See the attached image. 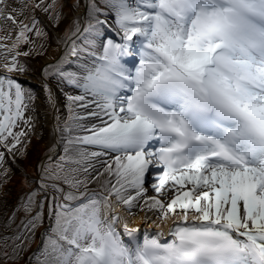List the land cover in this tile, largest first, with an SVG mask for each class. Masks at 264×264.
<instances>
[{"label":"snow or ice","instance_id":"6c2138e0","mask_svg":"<svg viewBox=\"0 0 264 264\" xmlns=\"http://www.w3.org/2000/svg\"><path fill=\"white\" fill-rule=\"evenodd\" d=\"M19 2L6 11L0 0V20L17 33L11 47L0 44L3 55L12 54L0 65L7 73L25 70L18 57L35 49L20 46L32 43L30 33L43 35L34 16L18 18L29 7ZM101 3L87 0V26L77 20L63 55L43 69L80 94L67 97L64 155L50 150L39 187L18 208L35 213L28 221L34 230L48 203L53 223L37 264H264V0ZM30 6L51 10L59 22L58 0ZM110 14L119 40L98 50ZM125 58L136 61L132 68ZM73 106L91 109L99 123L86 126ZM26 108L23 87L0 74V168L25 136L14 129L28 123ZM100 157L107 159L97 171L92 161ZM153 168L160 172L149 196ZM117 208L171 220L170 241L162 242L161 230L125 243L122 236L135 239L139 228Z\"/></svg>","mask_w":264,"mask_h":264},{"label":"rangeland","instance_id":"374dc122","mask_svg":"<svg viewBox=\"0 0 264 264\" xmlns=\"http://www.w3.org/2000/svg\"><path fill=\"white\" fill-rule=\"evenodd\" d=\"M34 2L35 0H24V3L28 4L29 7L25 8L24 14L18 17L21 20H25V22H29V20H31L33 16L39 18L40 23L38 24V27L42 30L43 33V35L39 38L30 33L29 36L32 43L21 45L19 48L20 52L35 49L34 51H30V54L28 56L21 55L25 60V63L27 64L25 72L7 73L2 67H0V74L10 76L12 79L18 82L23 87L26 94L27 108L24 111V120H27L28 123L25 124L22 120L19 122L18 127L14 129L15 132H25V136L21 138L19 147L14 149L12 153H6L5 164L3 168H0V174H2V172H5V170H7V172L10 173L11 176L13 173V176L10 179L11 182L9 181V185L14 186L17 191L23 196H25L30 191H34V186H36L37 188L39 187V180L41 175L40 161L44 156L50 153L51 149H56L57 146H55L51 139L55 132L59 134L61 141L60 145H58L59 150L57 151V153L53 154V157L58 158L60 155H64L63 149L66 143L67 133H62L61 129L63 128L65 122H68V118L70 115L68 110L67 97L68 95H78L80 93L79 90L75 87L69 86L66 83H61L54 77H46L43 73V69L48 64L56 63L59 60V51L65 43L66 34H70V32L75 29V22L77 20H80L81 18V11H85L87 9V0H58L56 11L59 12L60 19L59 22H57L53 18V15L50 14L51 10L50 12H44L40 9L31 8L30 5ZM51 2L52 0H47L45 4ZM97 3L100 5V7H104V5L101 3V0H97ZM7 5L8 7L6 11H10L12 8L19 9L23 7L19 0H7ZM100 19L104 20L105 17L102 15L100 16ZM114 19V15L112 14L107 17V21L111 26H103L102 34L98 39V43L100 44V46L103 43H106L107 39L109 38L115 39L111 35L112 32L114 33V36L119 39L116 34L117 27L115 25ZM84 26H87V22L83 24L82 27ZM13 30L15 29L13 28L11 22L0 20V37L9 35L11 36V32ZM11 40L12 38L0 40V44L11 47ZM2 53L3 49H0V65H3V62L5 61L8 62L11 59L12 55L11 53H9L7 56H5ZM73 67L75 66L73 65ZM73 107L75 109V112L79 113V115L83 117H86V119L83 120L82 123L86 126H90L92 124L90 120L93 117L88 116V111H90L91 109L76 108L75 106ZM53 119L55 121L54 125ZM72 134L84 135L86 133L74 131ZM0 151H4V149L0 148ZM106 159L107 157H100L97 160L92 161L97 171L103 170L101 167V163ZM47 162L48 161H46L45 163ZM91 174L93 176L96 175V171H92ZM4 176L5 175H0V178H3ZM15 177L18 179V182L16 184H12ZM2 181L5 182L4 180ZM89 187L96 188L98 187V185L90 183ZM38 199H44L42 193L40 197H38ZM116 210L118 212L123 211V209L121 208H118ZM125 212L128 213L127 211ZM48 213L49 208L46 201L43 220L38 224L39 226L44 223V227L34 229L38 236L41 235V231L43 230V228H47L49 226ZM102 215L106 216L105 211L102 212ZM28 216L29 214H26L24 212L21 215V221H19L20 219H16V222L10 223V225H8L7 227L12 228L19 226L20 228H25L26 225L28 226L29 224L27 221L24 222L22 220H26V217ZM108 216L110 215H107L106 217L108 218ZM125 216L128 217L129 214ZM152 217L153 220H149L147 222L148 224L156 221L158 225L161 224L162 226V223H164L165 221L157 219L156 214H153ZM117 230L119 231V229ZM152 231V236L157 234V230L152 229ZM12 234L18 235L20 233L17 232ZM141 241H143V238L141 239ZM33 248H35V246Z\"/></svg>","mask_w":264,"mask_h":264},{"label":"trees","instance_id":"16d2710c","mask_svg":"<svg viewBox=\"0 0 264 264\" xmlns=\"http://www.w3.org/2000/svg\"><path fill=\"white\" fill-rule=\"evenodd\" d=\"M46 1L47 0H45V2ZM35 18L40 23V19L37 17ZM16 34V32H13V34L11 35L12 43L14 42ZM18 60L25 66L26 70L27 64L25 63V60L22 58V56H19ZM25 70L22 72H25ZM19 146L20 145H18L17 147ZM6 176L0 178V264H24L26 261L32 264H37L36 256L39 254V250L42 247V243L45 239V234L43 235V239L40 240V236H38V234L31 228V225H28L25 228H20L19 226L12 228L7 227L8 225H10V223L16 222V219H20L19 221H21V215L24 213V211L22 209L18 210V208L20 207L21 200L23 198H26L27 194L32 191L28 192L25 196L21 195L14 186L9 185V181L12 178L13 173L11 176L10 173L7 172ZM2 180H4L5 182H3ZM17 182L18 179L15 177L12 184H16ZM33 189L36 190L37 187L34 186ZM34 214L35 213L33 212L31 215ZM31 215L26 217V220L22 221L28 222L31 218ZM42 227H44V223L37 226L35 229ZM45 231L47 234L49 232V229H44V232ZM17 232H19L20 234H12ZM16 237H19V239H16ZM38 243L39 247L36 249ZM34 246L35 248H33Z\"/></svg>","mask_w":264,"mask_h":264},{"label":"bare ground","instance_id":"6f19581e","mask_svg":"<svg viewBox=\"0 0 264 264\" xmlns=\"http://www.w3.org/2000/svg\"><path fill=\"white\" fill-rule=\"evenodd\" d=\"M86 16H87V9L84 11V10H82L81 11V18H80V22H81V26H83V24H85L86 22H87V19H86ZM108 26H109V23H108ZM65 47H66V44L64 43V45H63V47L60 49V51H59V56H58V59H60V57L63 55V53H64V51H65ZM57 51V50H56ZM57 59V60H58ZM90 122L92 123V124H94V123H99V121L96 119V118H92L91 120H90ZM50 123V122H49ZM55 124V121H54V119H53V125ZM52 142L55 144V146H57V145H60V141H61V139H60V136H59V134H57L56 132H55V134L52 136ZM39 182H40V180H39ZM95 184V183H94ZM96 185V184H95ZM147 195H149V196H151V195H156V193H147ZM142 203V202H141ZM118 209V208H117ZM121 209H123V208H121ZM105 211V215L107 216L108 214H107V210H104ZM126 210H124L123 209V211L122 212H119L120 213V215L121 216H123L124 217V219H125V221L129 224V227H137V228H139V231L140 232H142V234L145 236V235H147L148 234V232L150 231V229L151 228H153V229H155V230H162L164 233H165V235H164V237L167 235V232H168V229H169V226L171 225V223H172V221L171 220H165L164 221V223H162V226H161V224H157V222L156 221H153L152 223H150V224H148L147 222L149 221V220H153V217H152V215L153 214H155V213H153V212H145V211H140V210H138V209H134L133 210V212H134V214L133 215H129L128 217H126L125 215H127L128 213H126L125 212ZM145 216H147V222L145 223L144 222V220H143V218L145 217ZM110 218V216H108V219ZM116 226H118L117 227V229H119L120 230V228H121V230L123 231V229H122V226L121 225H116ZM143 226V227H142ZM158 227H161V228H158ZM142 230V231H141ZM121 231V232H122ZM139 233V232H138ZM137 236V235H136ZM125 237H128V238H130L131 240L133 239V237H130V236H126L125 235ZM123 239V238H122Z\"/></svg>","mask_w":264,"mask_h":264},{"label":"water","instance_id":"95a60500","mask_svg":"<svg viewBox=\"0 0 264 264\" xmlns=\"http://www.w3.org/2000/svg\"><path fill=\"white\" fill-rule=\"evenodd\" d=\"M58 150H59V147H58V145H57L56 150H55L56 152H54V153H57ZM54 153H51V154L53 155ZM49 154H50V153H49ZM49 154H48L47 156H45V157L42 159L40 166H41L42 164H44L46 161H48V156H49Z\"/></svg>","mask_w":264,"mask_h":264}]
</instances>
